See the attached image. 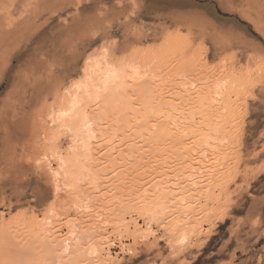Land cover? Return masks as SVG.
<instances>
[{"label": "rangeland", "instance_id": "obj_1", "mask_svg": "<svg viewBox=\"0 0 264 264\" xmlns=\"http://www.w3.org/2000/svg\"><path fill=\"white\" fill-rule=\"evenodd\" d=\"M193 1L209 5L206 12L196 11V4L186 13L175 10L191 6L180 0H0V264H54L60 257L50 252V244H63L61 237L67 241L69 231L75 243L63 264H264V0ZM210 5L219 9L215 16ZM237 27L246 35L231 31ZM94 53L145 64L141 81L150 111L139 109L135 91L125 93L142 118L130 112L124 124H117L108 116L103 123L112 129L105 124L100 128L116 131L111 146L98 133L91 142L90 164L97 160L89 166V176L93 172L98 177L96 188L89 192L83 178L72 191L56 184L52 171L57 163L45 158L50 118L60 93L82 76ZM229 74L238 80L226 95L231 106L196 108V96ZM189 114L193 120L187 119ZM207 118L218 138H227H222L218 155V148H195L207 134ZM178 142L191 152L179 150ZM58 143L64 148L70 138L63 135ZM137 146L147 155L138 154L142 161L148 158L149 170L157 161L152 171L163 168V175L148 168L141 175L128 154ZM148 148L154 150L152 158ZM176 150L179 156L185 155L183 150L185 157L191 155L195 165L189 158L178 160ZM102 154L113 163L105 166ZM130 179L138 181L132 188ZM133 188L167 195L165 210L149 220L126 205L125 195ZM186 209L189 216L183 218ZM38 224L51 230L47 238H42L43 228L35 231ZM136 228H147L146 236L138 237ZM181 234H186L182 241ZM98 237L105 250L97 246L98 253L86 255L87 245Z\"/></svg>", "mask_w": 264, "mask_h": 264}, {"label": "bare ground", "instance_id": "obj_2", "mask_svg": "<svg viewBox=\"0 0 264 264\" xmlns=\"http://www.w3.org/2000/svg\"><path fill=\"white\" fill-rule=\"evenodd\" d=\"M261 21V20H260ZM261 23V22H260ZM255 28V27H254ZM261 29V28H260ZM179 38V37H178ZM174 40V39H173ZM181 41V40H180ZM192 51V50H191ZM190 52V51H189ZM196 52V51H195ZM105 53V52H104ZM104 53H94L92 54L91 56L88 57V60L83 68V74L82 76H80L79 78L73 80L66 88H64V90L60 93L59 97H58V102H57V105H55L56 107H54L55 109L52 111V114H51V136L49 137L50 139V147H49V150H48V156H46L45 158L50 160L53 159L54 161H56L57 163V166H56V169L54 171H52V177L54 179V181L56 182V184H60L61 186H65L66 189H70V190H74L79 181L81 179H87L86 182H88L87 184L89 185V188L87 187V190L89 191L90 188L92 190H90L91 192H94V189L96 188L95 187V183H97V176H94L93 172L92 174L90 173V176H89V171H90V168L89 166L91 167V165L93 163H96L94 158H93V163L90 164L91 162V159H92V148H91V142H92V139L95 137L93 133H98V137L100 139V141H103L104 143L103 144H110L112 142L113 137L115 135V130L111 131L110 130V133L106 132V127L104 126V128H100V125L103 126V122H105L108 118V116H114L115 119H114V123H121L123 121H126V114L128 113H134L136 114V118L137 119H140L141 115H142V111H147L148 109V105H149V97H148V94H147V91H146V88L144 87L146 84H144L145 82L141 81V74H144V72L146 71V67L144 66L145 64H142L141 63V60H136V58L134 59H129V60H116V58L114 59H110L111 56H106V57H109L106 58L105 57V54ZM109 53V52H108ZM110 55V54H109ZM225 58V57H224ZM230 58V57H229ZM226 59V58H225ZM259 59V58H258ZM251 63V62H250ZM254 63V62H252ZM259 63H260V60H259ZM240 65V64H239ZM245 65V64H244ZM148 67V66H147ZM229 68V67H228ZM133 69H137L138 71H133ZM242 69V68H241ZM245 69V68H244ZM230 70V69H228ZM258 70V69H257ZM228 72V71H227ZM240 72V70L238 71ZM229 73V72H228ZM149 74V73H148ZM227 75V74H226ZM230 75V74H229ZM224 76V78H218V79H215L209 87H207V91L204 93V94H201L198 96H196L195 100H194V104H195V107L196 108H203L204 106H207L206 104L208 105H212L213 103H215V105L217 104L218 107H225L227 105H230L229 103V100L228 99V103L227 104V101H226V95H227V92H231L233 91L234 89H236L237 87V84H238V80L236 81V77L234 75H230V77ZM146 76V75H145ZM143 76V80L145 79ZM241 77V76H240ZM245 78V77H244ZM243 78V79H244ZM246 79V78H245ZM244 79V80H245ZM240 80V79H239ZM246 82V81H245ZM128 83H130L131 86L127 85ZM133 83V86L132 84ZM77 85H79V87H77ZM241 86V85H240ZM128 90H132V91H135L136 93L135 94H138L137 96V103L139 104V109H141L142 111L138 112V111H133L134 108H132L131 104H130V100L128 99V97L125 95V93L128 91ZM130 91V92H132ZM201 91V90H200ZM204 91V90H203ZM149 93V92H148ZM231 94V93H230ZM132 95V94H131ZM130 95V96H131ZM228 96V95H227ZM136 98V96L134 97ZM229 98V96H228ZM193 100V99H192ZM75 102L76 104V107L73 108L72 105L73 103ZM132 103V102H131ZM192 103V102H190ZM151 104V103H150ZM183 104V103H182ZM153 105V104H152ZM167 105V104H165ZM216 105V106H217ZM164 106V105H163ZM231 106V105H230ZM165 107V106H164ZM212 107V106H211ZM153 108V106H152ZM210 108V107H209ZM90 109L93 111L94 115L92 116H89V112ZM154 109V108H153ZM163 108H161L160 110L161 111H164L162 110ZM175 107L173 109H170V110H174ZM189 110V109H188ZM192 110V109H191ZM197 110V109H196ZM205 110H208V109H205ZM148 111H150L148 109ZM155 111H157L155 109ZM217 112V110H215ZM220 111V110H219ZM62 112H68V115L67 116H64V115H61ZM198 112V111H197ZM206 112V111H205ZM51 113V112H50ZM157 113V112H155ZM159 113V112H158ZM168 113V112H167ZM165 113V114H167ZM191 113V112H190ZM224 113V112H222ZM193 114V113H192ZM202 114V112H201ZM50 115V114H49ZM144 115H145V112H144ZM147 115V114H146ZM158 115V114H157ZM169 115V114H168ZM203 115V114H202ZM207 115V114H206ZM227 115V114H226ZM167 116V115H166ZM172 116V115H171ZM177 116V115H176ZM192 115L189 114L187 116V119H191L193 120L191 117ZM170 117V115H169ZM195 117V115H194ZM235 117V116H234ZM135 118V117H134ZM135 118V119H136ZM142 118V117H141ZM173 118V117H172ZM171 118V119H172ZM203 118V117H202ZM209 118V117H208ZM207 118V119H208ZM215 118V117H214ZM128 119V118H127ZM184 119V118H183ZM186 119V118H185ZM201 119V118H200ZM230 119V118H228ZM166 120V119H165ZM174 120V119H173ZM204 120V118H203ZM218 120V119H217ZM224 120V119H223ZM137 121V120H136ZM178 121V120H177ZM186 121V120H185ZM201 121V120H200ZM172 122V121H171ZM174 124H175V121H173ZM191 122V121H190ZM224 122V121H223ZM85 123H87V127L85 126ZM113 123V124H114ZM128 123V122H127ZM203 123V122H202ZM205 124H203L207 130V134L203 137H199L198 138V141H197V144H196V147L195 148H203V147H209L211 148L212 150L213 149H216L217 151L214 152V153H217L218 155V152H220L221 150H219V146L221 145V143L224 142V137L225 135L222 137L224 139H219L217 136V132L216 130H214V128L212 127L213 125L211 123H213V121L211 119H208L204 121ZM111 124V122H110ZM124 124V122L122 123ZM173 124V125H174ZM180 124V123H179ZM190 124V123H189ZM106 125V124H105ZM112 125V124H111ZM111 125H108L109 127ZM160 125V124H159ZM167 125V124H166ZM182 125V124H181ZM18 126V125H17ZM15 129L17 128H20L19 130H21V126H18ZM26 126V125H25ZM29 126V125H28ZM107 126V125H106ZM107 126V127H108ZM197 126V125H196ZM9 127V126H8ZM162 127V125H161ZM165 127V126H164ZM190 127V125H189ZM193 127V126H192ZM22 128H23V125H22ZM94 128V130H93ZM112 129V127H110ZM120 128V127H119ZM156 128V127H155ZM197 128V127H196ZM199 128V127H198ZM14 129V130H15ZM106 129V130H105ZM115 129V128H114ZM122 129V128H121ZM190 129V128H189ZM192 129V128H191ZM190 129V130H191ZM200 129V128H199ZM120 131V129L118 130V132ZM172 131V130H171ZM189 131V130H188ZM202 131V130H201ZM24 132V131H23ZM167 132V131H165ZM169 132V131H168ZM198 132V131H197ZM22 133V132H21ZM157 133V132H156ZM155 133V134H156ZM174 133V132H173ZM193 133V132H192ZM195 133V132H194ZM204 133V132H203ZM202 133V134H203ZM221 133H223V131H221ZM220 133V135H221ZM154 134V133H153ZM165 134V133H164ZM219 134V133H218ZM225 134V133H224ZM63 135H68V137L70 138V143L68 146L66 147H61L58 143L59 141V138ZM123 135V133H122ZM201 135V134H200ZM223 135V134H222ZM154 136V135H153ZM163 136V135H162ZM176 136V135H175ZM8 137V136H7ZM17 137V136H16ZM125 137V136H124ZM164 137V136H163ZM172 137V136H171ZM188 137V136H187ZM221 137V136H220ZM227 137V136H226ZM154 138V137H153ZM158 138V136L156 137ZM166 138V137H164ZM163 138V139H164ZM170 138V137H169ZM189 138V137H188ZM193 138V137H192ZM7 139V138H6ZM168 139V138H167ZM227 139V138H226ZM225 139V140H226ZM12 139L10 138V141ZM153 140V139H152ZM162 140V139H161ZM195 140V139H194ZM96 141V140H95ZM154 141V140H153ZM176 141V140H175ZM178 141V140H177ZM185 141V139H184ZM8 142H9V139H8ZM7 142V143H8ZM159 142V140H158ZM173 142V141H172ZM196 142V140H195ZM121 143V142H120ZM164 143V142H163ZM174 143V142H173ZM187 143V141H186ZM175 144H178L176 145L177 147L179 146V142L178 143H175ZM193 144V143H192ZM100 146H102V144H99ZM142 145V144H141ZM183 145V144H180V146ZM187 145V144H186ZM191 145V144H190ZM225 145V144H224ZM104 146V145H103ZM107 146V145H106ZM111 146V144H110ZM150 146V144H149ZM148 146V147H149ZM155 146V145H153ZM167 146V145H166ZM175 146V145H174ZM223 146V145H222ZM105 147V146H104ZM103 147V148H104ZM140 147V146H139ZM152 147V146H151ZM150 147V148H151ZM170 147L171 144H170ZM185 147V146H184ZM183 147V148H184ZM193 147V145H192ZM98 148V147H97ZM101 148V147H100ZM136 149V151H132L133 150V147L132 149H129L131 150L132 152H129L128 154L132 155L134 157V161L135 164L139 167V171L142 172L141 175H144L143 172H146L147 170H149V168L146 166L149 165L148 162V158L145 159L146 162L142 161L143 158H142V155L141 157H139L138 154H143L144 156V153H142V147L138 148L137 147H134ZM144 148V147H143ZM150 152H147V154L149 155L151 153V150L153 149H150ZM175 148V147H173ZM182 146L180 148H178L179 150L183 149ZM187 148L189 147H185V150L187 152H191L192 149L188 150ZM222 148V147H221ZM146 151L147 150V147L145 148ZM145 149L143 150V152H145ZM196 149V150H197ZM205 149V148H203ZM108 150H111L113 152V149L112 148H108ZM127 150V151H129ZM168 150V149H167ZM166 150V151H167ZM175 151L177 153V157H178V160L180 159V161H183L182 159H184V157L187 155L186 152L183 150V152L185 153V155L182 157V156H179V152L180 151ZM211 150V151H212ZM219 150V151H218ZM102 151V150H101ZM107 151V149L105 150ZM154 151V150H153ZM193 151L195 152V150L193 149ZM111 152V153H112ZM182 152V151H181ZM198 152V151H197ZM196 152V153H197ZM206 152V151H205ZM106 153V152H104ZM111 153H108L109 155H111ZM118 153V152H117ZM133 153L135 155H133ZM171 153V152H170ZM169 153V154H170ZM137 154V155H136ZM198 154H200V158H202V155L203 153L202 152H198ZM118 155V154H117ZM151 155V154H150ZM149 155V156H150ZM153 155V153H152ZM167 155V154H166ZM183 155V153H182ZM195 155V154H194ZM103 158L105 157L104 160H106L105 162V166H108L109 164L113 163V160L107 156V154H102ZM113 156V155H112ZM115 156V155H114ZM123 156V155H122ZM131 156V157H132ZM147 156V155H146ZM144 156V157H146ZM148 156V157H149ZM155 155H153L154 157ZM176 156V154H175ZM199 156V155H197ZM215 156V155H214ZM221 156V155H220ZM47 157H50V158H47ZM95 157V155H94ZM151 157V156H150ZM149 157V158H150ZM174 157V156H173ZM180 157V158H179ZM219 158V156H217ZM97 158V157H96ZM122 158V157H121ZM152 158V157H151ZM150 158V159H151ZM156 158V157H154ZM153 158V159H154ZM186 160L184 159V161H187V159L189 158V154H188V158L185 157ZM214 158V157H213ZM99 159V158H98ZM131 159V158H130ZM152 161H155V159ZM47 160V161H48ZM175 160V159H174ZM191 159V155H190V158L188 159V162H190V164L193 163V165H195L194 163H196V159L195 160H192ZM213 160V159H212ZM178 161V162H180ZM195 161V162H194ZM99 162V161H98ZM102 162V161H101ZM165 162V161H164ZM187 162V163H188ZM200 161H197V164L199 163ZM157 161L155 162V164H153L150 168L151 172H154L155 171H152V169H154V166L155 168L157 169L156 164ZM167 163V162H165ZM177 163V162H175ZM183 163V162H182ZM217 163V162H216ZM50 164V163H49ZM131 164V163H130ZM129 164V166H130ZM190 164L189 167H190ZM102 165V164H101ZM165 165V164H164ZM183 164H178V166H182ZM128 166V165H127ZM133 166V165H132ZM136 166V167H137ZM146 166V168H145ZM160 166V165H159ZM167 166V165H166ZM165 166V167H166ZM111 167V166H110ZM135 167V166H134ZM135 167V168H136ZM137 167V168H138ZM164 167V169H165ZM176 167V166H175ZM189 167L185 166V168H188ZM193 167V166H192ZM216 167V165H215ZM219 167V166H218ZM55 168V166H54ZM92 168V167H91ZM100 168V167H99ZM145 168V169H144ZM148 168V169H147ZM177 168V167H176ZM183 168V166L181 167ZM180 168V169H181ZM105 169V168H104ZM143 169L145 171H143ZM147 169V170H146ZM161 168H159V171H156L158 172L159 174L161 173L160 171ZM163 169V168H162ZM161 169V170H162ZM173 169V168H172ZM138 170V169H137ZM150 170L148 172H150ZM166 170V169H165ZM99 171V170H98ZM124 171V170H123ZM133 171V170H132ZM135 171V169H134ZM163 171V170H162ZM174 171V170H173ZM176 171V170H175ZM180 171V170H179ZM186 171V169L184 170ZM95 172V170H94ZM106 172V171H105ZM138 172V173H140ZM147 172V174H148ZM166 172V171H165ZM182 172V171H180ZM100 173V172H98ZM129 173V172H128ZM136 173V172H135ZM137 173V174H138ZM164 173V171H163ZM183 173V172H182ZM188 173V172H187ZM103 174V173H102ZM125 174V173H124ZM146 174V173H145ZM158 174V175H159ZM177 174V173H176ZM130 175V174H129ZM160 175H163V174H160ZM99 176V175H98ZM138 176V175H136ZM171 176V175H170ZM121 177H123L121 175ZM120 177V178H121ZM135 177V176H133ZM188 177V176H187ZM125 178V177H124ZM136 178V177H135ZM170 178V177H169ZM83 179V180H84ZM122 179V178H121ZM133 179V178H131ZM130 179V180H131ZM137 179V178H136ZM135 180H131L130 181V185L131 187L129 188H132V186L134 185L133 182H138ZM160 179V177H159ZM161 179H162V176H161ZM167 179V178H166ZM82 180V181H83ZM122 181V180H121ZM187 181V180H186ZM175 182V181H174ZM188 182V181H187ZM99 183V182H98ZM125 183V182H124ZM150 183V182H149ZM173 183V181L171 182ZM54 184V182H53ZM126 184V183H125ZM161 184V183H160ZM55 185V184H54ZM87 185V186H88ZM97 185V184H96ZM136 185V183H135ZM173 185V184H172ZM177 185V184H176ZM56 186V185H55ZM117 186V185H116ZM171 186V185H170ZM134 187V186H133ZM166 187V186H165ZM128 188V190H129ZM117 189V188H116ZM137 189V188H136ZM133 190L130 189V191H124L126 193L125 195V198H128L126 201L127 203H125L126 205L128 206H132L134 207V210H136L137 212L147 216L150 220V218H153L156 216V214H158L159 212H163L165 210V205H166V200L164 199L165 196L167 195H163L161 196V194H158L159 196H157V194L153 195V194H149L147 192H142V193H137L136 191H139L140 189L138 190ZM89 191V192H90ZM150 191V190H149ZM152 191V190H151ZM86 192V191H85ZM71 193V191H70ZM75 193V192H74ZM123 193V191L121 192V194H125ZM167 193V192H166ZM165 193V194H166ZM73 194V193H72ZM121 197L124 198V195H122ZM159 197V198H158ZM120 198V197H119ZM158 198V199H157ZM97 199V198H96ZM168 199V198H167ZM121 201V200H120ZM86 205V204H84ZM82 207V206H81ZM103 207V206H102ZM123 207V206H122ZM85 208V207H84ZM86 208H87V205H86ZM125 209V208H124ZM128 209V208H127ZM130 209V208H129ZM104 210V209H103ZM188 215V211L187 209L185 210L184 214H183V218H186ZM50 216H48V219H49ZM51 220V218L49 219V221ZM52 220H53V217H52ZM153 220V219H152ZM45 221H46V218H45ZM116 221V220H115ZM148 221V220H147ZM189 221V220H188ZM48 222V221H47ZM53 222V221H51ZM50 222V223H51ZM122 222V221H121ZM191 222V221H190ZM49 223V225H50ZM117 223H120L119 221ZM177 223V222H176ZM39 225V224H38ZM147 225L149 226V222H147ZM174 225V224H173ZM196 225V224H195ZM34 226V225H33ZM46 226V224H45ZM44 226V227H45ZM52 226V225H51ZM110 226V225H109ZM121 226V225H120ZM128 226V225H127ZM21 227V226H20ZM37 227H40V228H37ZM138 227V225H137ZM33 228V227H32ZM35 231L40 229V232L42 231L41 228H43V226H37L35 225ZM37 228V229H36ZM47 228V227H45ZM45 228H43L44 230V233H42V238L48 236V229L46 230ZM49 228V227H48ZM71 229V228H70ZM137 231H136V234L137 236L139 235H144V237L146 236V232H147V228L143 229H138L136 228ZM149 231H150V228H148ZM21 230V229H20ZM34 230V229H33ZM173 230V229H172ZM180 230V229H179ZM184 230V229H182ZM181 230V231H182ZM47 231V233H46ZM69 231V230H68ZM43 232V231H42ZM51 232V230H50ZM49 232V233H50ZM133 232V231H131ZM171 232V231H170ZM177 232H180L177 230ZM37 233H39L37 231ZM76 233V232H75ZM183 233V232H182ZM189 233V232H188ZM36 234V233H35ZM40 234V233H39ZM149 234V232H148ZM55 235V234H54ZM51 236V237H54ZM68 237H67V241L66 239H62L61 237V240L59 239L60 236H59V240L63 243V244H59V245H56V246H53V242H56L55 240H58L57 238L53 241H50L52 242L53 244H50L52 245L51 246V249L50 252L54 255L58 254L60 259L57 258V255L56 257L54 258V256L51 254V256H53L54 258V261L55 263L54 264H60L61 261L63 260L62 257L64 256V254H66L68 252L69 254V250H71L72 248V243L74 242V232L73 231H69L68 232ZM66 235V236H67ZM182 235V234H181ZM185 235H178L180 236L179 239L182 241L184 238H185ZM50 236V235H49ZM57 236V234H56ZM55 236V237H56ZM63 236V235H61ZM86 236V235H85ZM84 236V237H85ZM138 236V237H139ZM149 236V235H148ZM50 237V238H51ZM65 237V236H64ZM76 237V236H75ZM107 237V236H106ZM105 237V238H106ZM135 237V236H134ZM140 237H143V236H140ZM66 238V237H65ZM77 238V237H76ZM97 238V237H96ZM178 238V237H177ZM58 240V242H60ZM64 240V242H63ZM91 240V239H90ZM89 240V241H90ZM105 240V239H104ZM178 240V239H177ZM78 241V240H77ZM80 241V240H79ZM88 241V242H89ZM97 241V242H96ZM94 240L93 242L95 243H91V244H85L87 245L88 249L86 251V255H93L95 253V251H97L98 249H96L97 246H99L100 250H105V244H104V241L103 239L101 240V238L98 237L97 240ZM180 241V242H181ZM57 243V242H56ZM75 243V242H74ZM79 243V242H78ZM77 244V243H76ZM75 244V247L78 248V246L80 245H77L76 246ZM107 245V244H106ZM101 246V247H100ZM86 247V246H85ZM84 247V248H85ZM86 247V248H87ZM71 248V249H70ZM80 248V246H79ZM82 248V247H81ZM80 248V249H81ZM75 249V248H74ZM108 249V248H107ZM86 250V249H85ZM100 252V251H99ZM56 253V254H55ZM98 253V251H97ZM67 254V256H68ZM81 255V254H80ZM79 255V256H80ZM83 255V254H82ZM98 256V255H97ZM66 257V256H65ZM65 257L64 260H65ZM68 257H66L67 259ZM69 258H70V255H69ZM85 258V257H84ZM89 258V257H88ZM92 258V257H91ZM72 259V258H71ZM95 260V259H94ZM58 261V262H57ZM64 262V261H63ZM111 262V261H110ZM53 264V262H50V264ZM63 264V263H61ZM108 264V263H107Z\"/></svg>", "mask_w": 264, "mask_h": 264}, {"label": "crops", "instance_id": "obj_3", "mask_svg": "<svg viewBox=\"0 0 264 264\" xmlns=\"http://www.w3.org/2000/svg\"><path fill=\"white\" fill-rule=\"evenodd\" d=\"M184 3H186V5H191L190 7H185V8H175V10H179V11H183L184 13H186L187 11H191L193 8H192V5L193 4H196V6H194L195 10L196 11H199L200 13H202V11L206 12V9L208 8L209 5L207 6H201L199 4H197L196 2H194L193 0H180ZM211 8H212V13H213V16H215L217 14V11L219 10L218 7L216 8L215 5H210ZM210 8V7H209ZM236 30V31H235ZM240 29L237 27V28H233L231 31H234L235 33H237V35L240 37V36H245L246 34L244 33V31H239ZM213 48V47H212ZM210 46H209V51L212 49ZM214 52V56L213 58H216V50L213 51ZM209 58V56H208Z\"/></svg>", "mask_w": 264, "mask_h": 264}, {"label": "snow or ice", "instance_id": "obj_4", "mask_svg": "<svg viewBox=\"0 0 264 264\" xmlns=\"http://www.w3.org/2000/svg\"><path fill=\"white\" fill-rule=\"evenodd\" d=\"M133 71H138V70H137V69H133ZM77 87H79V85H77ZM72 107H73V108L76 107L75 102L73 103ZM61 115L67 116V115H68V112H62ZM85 126H86V127L88 126L87 123H85Z\"/></svg>", "mask_w": 264, "mask_h": 264}]
</instances>
